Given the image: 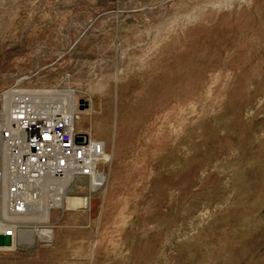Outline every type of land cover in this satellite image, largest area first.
Instances as JSON below:
<instances>
[{"label": "rangeland", "instance_id": "374dc122", "mask_svg": "<svg viewBox=\"0 0 264 264\" xmlns=\"http://www.w3.org/2000/svg\"><path fill=\"white\" fill-rule=\"evenodd\" d=\"M11 89L65 100L111 165L69 181L87 207L43 191L0 264H264V0H0V113Z\"/></svg>", "mask_w": 264, "mask_h": 264}, {"label": "built area", "instance_id": "2783aa9c", "mask_svg": "<svg viewBox=\"0 0 264 264\" xmlns=\"http://www.w3.org/2000/svg\"><path fill=\"white\" fill-rule=\"evenodd\" d=\"M6 92L11 99L5 106ZM6 92L0 113V117L3 112L7 116L0 125V145L6 149L0 189H6V204L12 213L24 214L37 202L39 189L48 179L71 175L87 179L91 188L105 185L111 153L103 139L78 127L77 110L67 112L56 102L37 103L29 90ZM79 136L83 139L78 140ZM4 234L13 237L17 233L11 228Z\"/></svg>", "mask_w": 264, "mask_h": 264}, {"label": "bare ground", "instance_id": "6f19581e", "mask_svg": "<svg viewBox=\"0 0 264 264\" xmlns=\"http://www.w3.org/2000/svg\"><path fill=\"white\" fill-rule=\"evenodd\" d=\"M70 95L72 96L71 99L75 100L74 99L75 95L74 94H70ZM6 96H7V101H6V105H7L10 102L9 100L11 99V95H10V93H8V94H6ZM32 97L37 103L42 104L43 102H47L46 98H38V97L34 98V96H32ZM59 103L62 105L61 106L62 108L67 109V107H66L67 103L65 100H63V102H59ZM72 105H74V101L71 103V110H72ZM6 119H7L6 112H3L1 114V117H0V125H3V123H5V121H6ZM1 150L3 152V161H4L6 149L4 146H2ZM71 179H73L71 175H66L64 177H59V178H55V179H48L46 181V183L39 189L38 201L35 203L34 202L31 203L24 214L23 213H15L14 214L10 211L9 205L6 204L7 201L5 199L6 189L5 188L3 189V187H2V189H1L2 196H1V201H0V207L3 210L1 211L2 215L0 216V233H6V231L11 229V227H12V229H14L16 233H18V234L20 233V235H19L20 238L18 237L17 234H14L15 236L12 237V240H13L12 246L0 247V248H8V249L14 248L17 244H21L20 242H22V241H24L25 245H33V243L35 242V233H37V231L36 230L24 231L23 226L18 225L19 221L15 222V221H12V219L23 218L29 214H35V213L36 214L41 213L42 215L43 214L47 215L48 210L46 209V207L40 205V202H41V199L43 197V195H42L43 191H49L50 186H53L55 188V190H54L55 194H54V196H51L52 197L51 202H52L53 207L64 208L67 210L72 209L73 207H77L78 205H85L87 207L89 204L88 203L89 197L88 198L84 197V199H78V198H75V199L69 198L68 199L67 198L68 196L66 197L65 190L69 187V181ZM66 180H68V181H66ZM40 209H42V212L40 211ZM48 209H50V208H48ZM38 210H39V213H38ZM38 234L40 236V239L51 240V233H48L47 231H39Z\"/></svg>", "mask_w": 264, "mask_h": 264}, {"label": "water", "instance_id": "95a60500", "mask_svg": "<svg viewBox=\"0 0 264 264\" xmlns=\"http://www.w3.org/2000/svg\"><path fill=\"white\" fill-rule=\"evenodd\" d=\"M80 108L84 109L89 106V101L85 99L80 100ZM83 137L79 136L78 140H82ZM13 240L10 235H6L4 233H0V247H9L12 246Z\"/></svg>", "mask_w": 264, "mask_h": 264}]
</instances>
